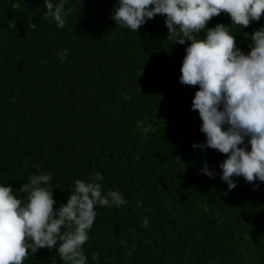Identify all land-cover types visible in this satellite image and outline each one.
<instances>
[{
  "label": "trees",
  "instance_id": "trees-1",
  "mask_svg": "<svg viewBox=\"0 0 264 264\" xmlns=\"http://www.w3.org/2000/svg\"><path fill=\"white\" fill-rule=\"evenodd\" d=\"M117 6L65 0L61 29L45 0H0V186L26 202L28 177L50 175L42 186L55 209L77 179L99 173L102 194L118 190L125 205L95 208L86 264H264V182L233 176L229 190L227 156L193 147L206 137L192 110L199 86L179 79L191 41L169 38L164 15L137 32L117 24ZM217 24L247 54L264 15L245 28L221 13L207 27ZM241 147L250 151L249 138ZM60 243L29 250L23 264H69Z\"/></svg>",
  "mask_w": 264,
  "mask_h": 264
},
{
  "label": "clouds",
  "instance_id": "clouds-1",
  "mask_svg": "<svg viewBox=\"0 0 264 264\" xmlns=\"http://www.w3.org/2000/svg\"><path fill=\"white\" fill-rule=\"evenodd\" d=\"M45 6L47 17L62 29L64 16L72 9L65 12V0L56 5L45 0ZM221 13L228 14L232 24L246 28L264 15V0H118L112 19L137 32L146 19L164 15L169 38L176 37L180 45L191 41L179 79L183 85L199 86L192 110L198 111L200 130L206 137V144L193 147L212 148L227 156L220 164L221 179L232 190L236 187L233 176H243L247 183L264 182V27L251 35V50L244 54L224 24L207 27ZM67 55L64 50L61 62ZM246 137L250 151L241 147ZM203 171L209 177L214 175L207 165ZM102 179L97 173L92 182L75 180L67 203L58 209L54 208L53 188L42 186L49 183L50 175L28 177L20 188L27 193L26 202L13 195L11 186H0V264H23L29 250L52 248L58 240V254L64 261L86 264L82 246L89 239L96 206L126 204L118 190L102 194L95 182ZM148 223L145 217L143 226Z\"/></svg>",
  "mask_w": 264,
  "mask_h": 264
}]
</instances>
